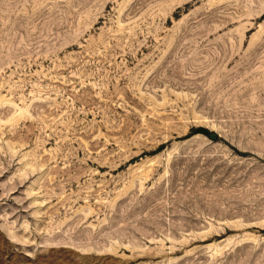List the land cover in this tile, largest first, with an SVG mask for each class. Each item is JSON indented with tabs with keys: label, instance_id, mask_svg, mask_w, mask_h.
<instances>
[{
	"label": "rangeland",
	"instance_id": "1",
	"mask_svg": "<svg viewBox=\"0 0 264 264\" xmlns=\"http://www.w3.org/2000/svg\"><path fill=\"white\" fill-rule=\"evenodd\" d=\"M0 264H264V0H0Z\"/></svg>",
	"mask_w": 264,
	"mask_h": 264
}]
</instances>
